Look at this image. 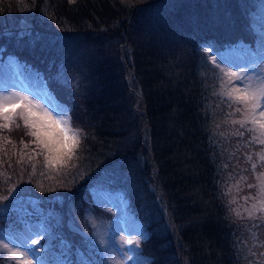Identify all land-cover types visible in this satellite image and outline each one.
<instances>
[{"label":"trees","instance_id":"trees-1","mask_svg":"<svg viewBox=\"0 0 264 264\" xmlns=\"http://www.w3.org/2000/svg\"><path fill=\"white\" fill-rule=\"evenodd\" d=\"M11 2V20L0 3V68L15 60L22 80L36 77L80 127L78 152L88 151L58 171L44 162L32 170L27 151L17 167L27 171L33 199L52 202L50 214H66L94 209L95 193L119 197L143 232L145 264H261L264 225L244 213L249 195L231 205L233 193L226 195L247 176L243 152L256 153L257 144L237 148L214 94L216 64L223 65L202 51L215 59L256 51L261 0ZM2 136L23 139V148L33 139L18 131ZM12 178L0 168V181ZM14 200H0V212ZM27 210L5 234L19 241L38 232L41 212Z\"/></svg>","mask_w":264,"mask_h":264},{"label":"rangeland","instance_id":"rangeland-1","mask_svg":"<svg viewBox=\"0 0 264 264\" xmlns=\"http://www.w3.org/2000/svg\"><path fill=\"white\" fill-rule=\"evenodd\" d=\"M73 2L74 0H69ZM1 13L11 20L16 9H14V3L11 0H0ZM261 6L258 9L257 18L255 24L260 23L261 28L259 33L263 34L264 39V0H261ZM15 10V11H14ZM6 21V19H4ZM27 21V20H24ZM255 22V21H253ZM257 38V37H256ZM257 52V56H252L251 59H245L240 62L237 61L236 56L235 61L228 62L223 58L219 57L215 59L212 53H208L206 48L202 51L205 53L208 61L213 64L219 63L223 65L220 67L216 64L219 71H216L215 93L222 91V88L231 89L243 88L245 84L255 85L258 80L264 78V40L263 45ZM221 61V63L219 62ZM16 65L13 61L8 60L5 67L1 68L0 72V98L8 97L10 101H14V112L16 114L22 111L21 104H26L31 101L34 105H39V109H33L36 112V116H33V120H38L39 117L47 112L55 120L67 121V127L71 130L68 135L71 137L72 132L79 130V144L72 149L71 156L65 155L66 149L63 147L59 148L56 153H49L42 147H38L36 138L30 136L32 139L29 148H23V139L15 138L10 141H5L2 137L5 131L19 133H28L29 131H34L35 129H30L26 127L23 120L19 115H14V122L10 124V129L2 127L5 121L0 118V162L8 167H0L1 169L12 170L13 178L11 180L2 179L0 181V200H16L19 196H25L20 198V200L13 203L12 210L9 212H4L10 208L0 212V264H17L18 258L10 257L8 251L3 249V245L7 244L10 249L23 253V260L30 262V264H39L37 261L43 260L48 264H145V262L140 258L139 255V244H127L124 241L133 240L141 241L144 237L143 232L140 231L138 223L133 220L132 216L127 212L123 202L117 196H109L106 194H96L95 207L92 210H88L84 213H79L75 208L70 207L66 211V214L61 213V208L59 211H55V214H50V209L53 207V203L49 202L47 199L34 198L31 196L30 188H32V183L27 182L26 175L27 171L24 167H17L19 162L22 161L20 156L25 157L27 151L31 154V159L29 163L31 164L32 170H38L41 164H44L53 170H60L62 168L69 169L70 166L75 163V160H79L84 154L87 155L88 151L85 148L82 152H78L80 149V144L82 141V132L80 127H77L70 122L68 113L62 105L56 104L51 97L46 94L38 85L31 81L22 82L17 76H15ZM226 73H236L238 78L230 77ZM231 80V83H229ZM63 83V81H61ZM217 96V107L223 109L225 113L232 112L236 107L240 105H232L226 96ZM20 97H26L27 99L21 101ZM43 110V111H42ZM259 111V110H258ZM12 110L9 109L11 114ZM240 113H235V115L229 119H240ZM19 125V127H17ZM228 129L245 131L240 129L239 125H232L230 123L226 124ZM61 124L60 127H64ZM47 131L50 133V138L54 142V147L56 146L57 137L61 136L60 128L55 125H49ZM232 135V134H231ZM230 135V136H231ZM252 133L245 131L243 137L235 136L236 141H238L240 146L237 147L239 150L243 148V143L247 144L248 140L251 139ZM243 141V143H242ZM66 143L71 145V139ZM257 144L256 153H259L264 149V145L258 143H251V146ZM227 147V144L225 145ZM256 153L252 151L243 152L244 156L251 154L253 156L252 162H257ZM17 155V156H16ZM45 156H58L59 159L53 163H49ZM249 165L245 164L248 184H256V175L261 171H264V167L257 162V169L252 170L251 163ZM15 163V164H14ZM15 167H12L14 166ZM33 165L35 167L33 168ZM250 177V178H249ZM240 178V177H239ZM240 180V179H238ZM237 180V181H238ZM236 181V182H237ZM231 183V182H230ZM236 184V183H235ZM233 184V185H235ZM241 184L240 191L237 192L233 189V196L241 197V195L248 194L249 196H254L257 189L255 187L249 188L247 185ZM56 188L59 187V182L56 181ZM229 187V185L227 186ZM26 191V192H25ZM25 192V193H24ZM24 193V194H23ZM28 193L30 195H28ZM27 195V196H26ZM250 202H248L249 204ZM252 203V201H251ZM31 204H34L32 207ZM56 204H62L61 201H57ZM38 206V209L36 208ZM43 206V207H41ZM61 207V206H57ZM35 208L41 212V221L38 232L27 233L26 238L19 240V243H14L11 241V235L2 236V232L5 230H12L10 228H15L19 223L20 219L24 217L29 211L27 209ZM51 215V217L49 216ZM140 226V225H139ZM141 228V227H140ZM264 236V232H263ZM96 250L100 258L92 257L91 252ZM140 256V257H139ZM94 260V261H93ZM42 262V264H46Z\"/></svg>","mask_w":264,"mask_h":264},{"label":"snow or ice","instance_id":"snow-or-ice-1","mask_svg":"<svg viewBox=\"0 0 264 264\" xmlns=\"http://www.w3.org/2000/svg\"><path fill=\"white\" fill-rule=\"evenodd\" d=\"M230 77L238 78V74L236 73H226ZM231 83V80H229ZM216 95L226 96L228 100L231 102L229 107L232 105H240L236 107L232 112L228 113V116L231 118L235 115V113H240V119H227L225 123H230L232 125H239L240 129H244L245 131L252 133L251 139L248 143H258L260 145H264V78H261L257 81L255 85L249 83L245 84L244 87L241 88H231L226 89L222 88V91L219 93H214ZM21 101L26 100V97H20ZM14 101H10L8 97L0 98V118H2L5 123L2 127L10 129V124L14 122L13 116L19 115L23 120V123L26 127L30 129H35L34 131H29L26 133L27 135H31L36 138V143L38 147H42L47 150L49 153H56L59 151L60 147L66 149L65 155L71 156L72 149L79 144V130L72 132L71 137H69L68 133L71 131L67 127V121L55 120L51 117L50 114L44 112L42 117H39L38 120H33L32 117L36 116V112L33 109H39V105H34L31 101H28L26 104H21L22 111L18 114L14 112ZM9 109L12 110L11 114L9 113ZM259 110V111H258ZM43 111V110H42ZM61 124H64V127H60ZM49 125H55L57 128H60L61 136L57 137L54 147V142L50 138V133L47 131ZM19 127V125H17ZM245 131L236 130L232 133V135L243 137L245 135ZM221 135H224L221 133ZM69 139H71V145L66 143ZM23 143V141H21ZM25 148L28 145H24ZM257 157V162L264 167V149H262L259 153L255 154ZM31 157L29 156V160ZM45 159L49 163H53L58 160V156H45ZM247 161L252 162L253 156L251 154L247 155L245 158ZM21 160H23V155H21ZM19 162V161H18ZM257 162H252L251 167L252 170L255 171L257 169ZM35 165H33V168ZM226 168L227 165H224ZM230 179L232 177H229ZM247 181V176H241L240 180L236 182L235 185L228 187L226 195L232 193L233 189L237 192L240 191V185ZM249 188L255 187L257 189L256 194L254 196H245L243 197L245 203L252 201L251 206L244 208V213L246 214L248 219H257L261 221V224L256 225V227H261L264 225V171H261L256 175V184H248ZM236 197L232 196L231 199L228 200V204H235ZM230 211L233 212L237 217H241V212L238 209L230 208ZM254 239H258L255 233H252ZM127 244L139 243V241L126 240L124 241ZM255 246V245H254ZM259 246L264 247V240H259ZM3 249L8 251L10 257L18 258L17 264H30V262L23 260V253L13 251L8 247L7 244L3 245ZM2 255V253H0ZM261 257H264V253H260ZM261 264H264V259L261 260Z\"/></svg>","mask_w":264,"mask_h":264}]
</instances>
